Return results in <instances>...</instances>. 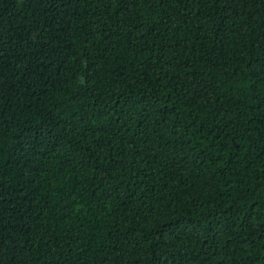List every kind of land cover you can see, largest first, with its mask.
I'll use <instances>...</instances> for the list:
<instances>
[{
	"label": "trees",
	"instance_id": "trees-1",
	"mask_svg": "<svg viewBox=\"0 0 264 264\" xmlns=\"http://www.w3.org/2000/svg\"><path fill=\"white\" fill-rule=\"evenodd\" d=\"M0 264H264V0H0Z\"/></svg>",
	"mask_w": 264,
	"mask_h": 264
}]
</instances>
